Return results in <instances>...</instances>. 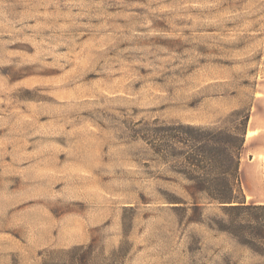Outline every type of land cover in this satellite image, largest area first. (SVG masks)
<instances>
[{
  "label": "rangeland",
  "instance_id": "374dc122",
  "mask_svg": "<svg viewBox=\"0 0 264 264\" xmlns=\"http://www.w3.org/2000/svg\"><path fill=\"white\" fill-rule=\"evenodd\" d=\"M247 110L264 126V0H0V264L261 263L233 234L247 212L194 201L156 147Z\"/></svg>",
  "mask_w": 264,
  "mask_h": 264
},
{
  "label": "trees",
  "instance_id": "16d2710c",
  "mask_svg": "<svg viewBox=\"0 0 264 264\" xmlns=\"http://www.w3.org/2000/svg\"><path fill=\"white\" fill-rule=\"evenodd\" d=\"M243 113L236 132L193 125H178L177 132L176 128L170 126L157 129L155 134L159 136V145L156 147L160 146L164 154L170 153V156L184 158L182 174L189 183L186 191L194 201L198 200L196 196L203 195L209 203L225 209L247 212L248 220L235 225L236 231L233 234L238 236L242 245L262 259L258 264H264V205H246L239 182L241 153L250 119L249 110ZM238 115H241V111L235 110L230 117ZM176 144L182 147L177 150ZM244 233L248 237H244ZM83 249L84 247H76L64 254L75 253L71 257V264L78 260L84 262L88 259L89 251L84 252ZM50 255V260L43 264H66L58 262L52 256L55 253Z\"/></svg>",
  "mask_w": 264,
  "mask_h": 264
},
{
  "label": "crops",
  "instance_id": "0c3cea01",
  "mask_svg": "<svg viewBox=\"0 0 264 264\" xmlns=\"http://www.w3.org/2000/svg\"><path fill=\"white\" fill-rule=\"evenodd\" d=\"M252 132L254 135H252L250 138L246 137V142L250 139L251 142L255 140V150L254 152H251V159L249 160L248 163L241 162L240 164V176L242 183H246L247 179V172L248 171H254L257 169H260V173L263 174V179H264V126L262 125H254L252 123L248 124L247 127V133ZM262 150L261 152L258 151ZM262 157L263 159L260 160L259 158ZM249 189V188H248ZM245 198H246V203H249L250 201H258L259 199L255 197V195L250 192L245 193ZM261 204H264V199L261 201Z\"/></svg>",
  "mask_w": 264,
  "mask_h": 264
},
{
  "label": "bare ground",
  "instance_id": "6f19581e",
  "mask_svg": "<svg viewBox=\"0 0 264 264\" xmlns=\"http://www.w3.org/2000/svg\"><path fill=\"white\" fill-rule=\"evenodd\" d=\"M249 134H250V133L248 132V133H247V136H249ZM247 136H246V137H247Z\"/></svg>",
  "mask_w": 264,
  "mask_h": 264
}]
</instances>
